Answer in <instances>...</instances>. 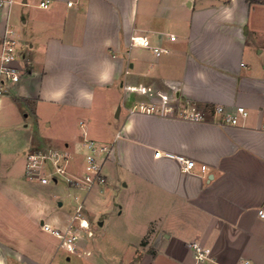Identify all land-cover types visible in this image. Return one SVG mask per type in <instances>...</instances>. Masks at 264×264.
<instances>
[{
    "label": "crops",
    "instance_id": "crops-1",
    "mask_svg": "<svg viewBox=\"0 0 264 264\" xmlns=\"http://www.w3.org/2000/svg\"><path fill=\"white\" fill-rule=\"evenodd\" d=\"M42 1H49L48 8L39 6ZM0 3V40L6 30L12 31L23 67L19 82L0 94V264H53L60 250L65 261L84 256L86 264H264V219L257 214L264 209V132L259 130L264 120V59L253 55L255 42L248 27L250 10L264 7V2ZM16 6L33 10L15 22ZM134 37H145L167 53L156 57L132 45ZM106 69L109 79L101 83ZM61 90L63 98L52 99ZM81 90L93 97L121 94L120 104H114L120 125L112 140L104 142L119 133L103 167L107 182L86 193L83 203L113 187L121 199L112 200L110 214L97 219L84 212L90 235L83 233L87 237L79 238L75 253H69L41 223L64 229L73 215L54 211L48 219L42 217L47 207L39 200L43 192L40 196L35 183L25 178V153L38 150L32 149L36 139L48 138L45 129L62 108L78 112L90 107L92 100L82 99ZM162 97L207 111L216 105L242 106L248 117L230 126L218 120L191 123L129 112L136 104ZM78 125L82 133L64 140L63 148L77 147L83 132L88 138L85 122ZM21 128H28L26 136ZM156 150L194 160L196 167L184 173L174 159L154 158ZM20 151L27 182L16 171ZM118 166L125 171L121 180ZM61 206L58 202L57 208ZM42 233L57 240L53 250ZM192 243L209 249L208 259L196 261Z\"/></svg>",
    "mask_w": 264,
    "mask_h": 264
},
{
    "label": "built area",
    "instance_id": "built-area-1",
    "mask_svg": "<svg viewBox=\"0 0 264 264\" xmlns=\"http://www.w3.org/2000/svg\"><path fill=\"white\" fill-rule=\"evenodd\" d=\"M48 5L49 1H42L39 4L43 9L48 8ZM68 6H71V2L68 3ZM132 45L147 48L156 57L167 53V49L153 46L145 37H134ZM20 64L18 42L14 38L12 31L8 29L0 40V94L6 92L9 85L19 82L20 72L23 69ZM129 112L191 123H214L218 120L219 123L230 126H238L248 117V111L242 106L227 109L222 105H216L211 111H207L191 102H183L177 98L171 99L167 97H162L157 102L136 104ZM79 125L84 129L85 125L83 122H80ZM259 130L264 132V120ZM83 136L78 146L72 150L65 147L63 149L47 148L27 151L25 153V178L43 186L51 183L57 184L62 181L73 192H82L84 194L95 187L105 185L107 178L103 173V167L105 162L111 158L116 140L120 135L117 133L114 140L110 143L90 140L85 137V132H83ZM163 157L174 159L184 173H191L196 167L194 160L187 159L182 155L160 152L158 150L154 151V158ZM200 170L205 172L207 167L201 165ZM74 201V215L64 229L53 228L43 221L41 223L42 230L55 237L60 242V247L69 253H75L77 249L79 231H84L90 235V227L83 216V199L76 194L74 195ZM257 214L260 219H264V209L258 210ZM189 247L192 249L196 261L208 259L209 249H204L194 243L190 244ZM241 264L251 263L244 261Z\"/></svg>",
    "mask_w": 264,
    "mask_h": 264
},
{
    "label": "rangeland",
    "instance_id": "rangeland-1",
    "mask_svg": "<svg viewBox=\"0 0 264 264\" xmlns=\"http://www.w3.org/2000/svg\"><path fill=\"white\" fill-rule=\"evenodd\" d=\"M208 2H218L219 0H207ZM264 2V0H262ZM23 6H16L12 9L13 18L15 22L21 19L23 13H27V11H32L33 9H28L27 11ZM253 32L250 33L251 39L255 42L253 55L260 60L264 59V7L261 6H253L252 10H250L249 15V26ZM259 50H263L262 53L257 52ZM20 51V48H19ZM121 102V94L114 95L111 92H106L104 94L95 95L90 102V107L88 109H84L82 111H74L71 112L68 108H62L60 112L55 113V117H53L52 125L50 128L45 129L48 134V138L43 140V142H39V140H35L32 149L43 150L47 148H57L63 149L64 140H68L73 134H80L82 130L78 125L79 120H83L86 124V132L88 134V139L98 142H109L112 140L118 126L120 125V121L115 119L117 114V107H115V103ZM22 105L20 104V108L22 109ZM115 107V108H114ZM21 111V110H20ZM125 110L121 108V117L124 115ZM23 119V118H22ZM25 121V119H23ZM29 123L28 120L25 121ZM29 128V129H28ZM27 129L31 132L34 131L32 125H30ZM26 128H21V132L26 136ZM28 135V134H27ZM71 150V149H70ZM16 171L18 174V178L22 179V172L24 168V159L21 151L17 157ZM125 171L122 170L119 166L116 168V173L119 175V180L123 177V173ZM24 179V178H23ZM21 181H24V180ZM24 182H27L26 180ZM35 189L39 192L40 201L45 204L47 208H45V213L42 216L44 219H48V215H51L54 211H61L67 213L68 215H74L75 211V202H73L74 195H78L81 199L84 197V193L78 192L75 193L73 191L67 190V186L62 181H59L57 184L51 183L46 186H39L37 182H35ZM116 186H119V181H116ZM38 185V186H37ZM122 190V188H120ZM120 191H116L115 188L105 189L103 194H99L95 192L93 196L88 199L86 205H84L83 214L86 211H89L93 214L97 219L101 217V215H108L111 211V203L112 200H120L121 193ZM58 202H62V206L57 208ZM73 217V216H72ZM94 223V226H97V221ZM104 230V229H100ZM84 231H79L78 235L80 240H84L86 235H84ZM44 239H48L51 244V250L55 248L57 240L55 238L48 236L45 233L40 234ZM78 243V242H77ZM65 252L60 250L57 253L53 264H86L87 259L83 256L82 258L78 256H71L70 261H65L64 257Z\"/></svg>",
    "mask_w": 264,
    "mask_h": 264
},
{
    "label": "clouds",
    "instance_id": "clouds-1",
    "mask_svg": "<svg viewBox=\"0 0 264 264\" xmlns=\"http://www.w3.org/2000/svg\"><path fill=\"white\" fill-rule=\"evenodd\" d=\"M227 12V10H225ZM230 18V13H228L225 16V19H229ZM109 73H110V69H106L104 72H102L99 76V80L101 83H106L109 79ZM65 95V92L63 90L56 92L53 96L52 99L54 100H60L63 98V96ZM80 96L82 99L87 100V101H91L93 99V95L90 92L81 90L80 92Z\"/></svg>",
    "mask_w": 264,
    "mask_h": 264
},
{
    "label": "trees",
    "instance_id": "trees-1",
    "mask_svg": "<svg viewBox=\"0 0 264 264\" xmlns=\"http://www.w3.org/2000/svg\"><path fill=\"white\" fill-rule=\"evenodd\" d=\"M250 4L260 3L262 0H246Z\"/></svg>",
    "mask_w": 264,
    "mask_h": 264
},
{
    "label": "water",
    "instance_id": "water-1",
    "mask_svg": "<svg viewBox=\"0 0 264 264\" xmlns=\"http://www.w3.org/2000/svg\"><path fill=\"white\" fill-rule=\"evenodd\" d=\"M117 114H118V109H117Z\"/></svg>",
    "mask_w": 264,
    "mask_h": 264
}]
</instances>
